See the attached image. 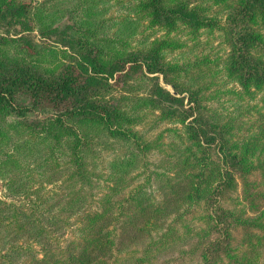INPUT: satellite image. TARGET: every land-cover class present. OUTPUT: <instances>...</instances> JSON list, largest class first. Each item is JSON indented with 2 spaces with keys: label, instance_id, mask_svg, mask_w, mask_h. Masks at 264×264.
Here are the masks:
<instances>
[{
  "label": "trees",
  "instance_id": "1",
  "mask_svg": "<svg viewBox=\"0 0 264 264\" xmlns=\"http://www.w3.org/2000/svg\"><path fill=\"white\" fill-rule=\"evenodd\" d=\"M0 185V264H264V0H0Z\"/></svg>",
  "mask_w": 264,
  "mask_h": 264
},
{
  "label": "rangeland",
  "instance_id": "2",
  "mask_svg": "<svg viewBox=\"0 0 264 264\" xmlns=\"http://www.w3.org/2000/svg\"><path fill=\"white\" fill-rule=\"evenodd\" d=\"M215 11L216 8H212L210 12L211 15H215L217 18L223 19V14H215ZM161 35L162 33L158 34V36ZM174 38L179 40L184 46L180 50L174 51L169 57V59L173 61L183 62L184 60L193 59L194 57H207L210 60L214 61L217 59H223L227 51L226 45L223 42V38L216 31L211 34L202 33L195 41L191 40L186 32H182L179 35L174 36ZM224 80L225 79L221 74L214 79V86H212V90L215 89V91H212V93L217 97V99H214L213 106L217 107L220 111L222 110L233 112L235 110L233 101L232 99L229 100L230 97L228 95H225L224 91L228 89H234L235 91H238V89L232 83H224ZM133 88L134 92L132 94H143L145 90L143 84H133ZM167 88L170 89L169 87ZM116 93L118 94L120 93V91ZM215 100H218V102H215ZM43 112L45 111L33 109L31 112H28L26 114V118L29 121H34L38 116L43 115ZM106 154L107 153H103V156H106ZM46 186L48 188L51 187L50 185ZM6 193L7 192L4 190V187L0 185V198L7 200L8 196ZM185 257L188 258V256Z\"/></svg>",
  "mask_w": 264,
  "mask_h": 264
}]
</instances>
